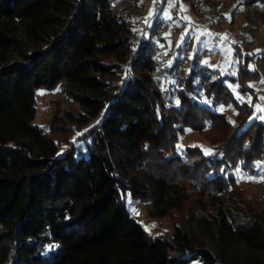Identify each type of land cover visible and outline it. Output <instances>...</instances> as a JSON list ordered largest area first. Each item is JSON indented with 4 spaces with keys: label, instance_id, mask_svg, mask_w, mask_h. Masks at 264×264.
<instances>
[{
    "label": "trees",
    "instance_id": "1",
    "mask_svg": "<svg viewBox=\"0 0 264 264\" xmlns=\"http://www.w3.org/2000/svg\"><path fill=\"white\" fill-rule=\"evenodd\" d=\"M113 1L0 0V264H264V205L240 183L264 163L252 54L233 42L237 66L221 71L194 51L169 98L132 73L108 97L127 52ZM158 24L134 60L151 72ZM62 82L83 110L56 109L46 131L36 92ZM187 128L213 153H178ZM128 195L172 229L147 231Z\"/></svg>",
    "mask_w": 264,
    "mask_h": 264
},
{
    "label": "rangeland",
    "instance_id": "2",
    "mask_svg": "<svg viewBox=\"0 0 264 264\" xmlns=\"http://www.w3.org/2000/svg\"><path fill=\"white\" fill-rule=\"evenodd\" d=\"M204 0L205 5L212 10L217 25H211L208 16L198 14L190 5L189 0H114L113 9L119 20L127 21L128 30L124 33L127 52L115 55V62L119 64L117 74L106 76L110 83L107 96L111 97L119 88L128 73L144 76L150 84L162 89L167 98L169 94L180 86L184 77L188 75V58L194 51L200 55L199 65L204 64L208 69L226 70L228 66H237V58L233 51V42L240 45L246 53L252 54L249 59L251 68H258L262 74L260 82L255 84L260 101L254 106V117L264 122V2L260 0ZM131 15V17H129ZM204 20V21H203ZM147 21V23L145 22ZM158 29L154 40L153 56L154 71L151 72L135 65V57L147 59L145 43L150 35L154 22ZM227 24V25H226ZM164 38V41L162 40ZM263 44V45H262ZM145 51V52H143ZM178 57L179 68L171 71V67ZM236 58V59H235ZM201 63V64H200ZM198 65V64H197ZM64 82L54 88L41 87L35 96L36 116L34 124L44 130L48 129L56 109L69 110L78 114L83 107L68 96L63 90ZM239 97L238 94H235ZM77 146L82 141L72 137ZM199 146L207 155L213 153L210 143L187 128L180 134L177 152L184 153L188 147ZM264 161V157L261 161ZM259 167V174H240L241 187L246 190L249 200L264 205V163ZM248 177H253L249 180ZM131 215L151 234L172 229L170 218L152 219L147 215V204L132 198H123ZM226 201L223 196L210 204L209 208L218 213ZM196 222L193 225L196 227Z\"/></svg>",
    "mask_w": 264,
    "mask_h": 264
},
{
    "label": "built area",
    "instance_id": "3",
    "mask_svg": "<svg viewBox=\"0 0 264 264\" xmlns=\"http://www.w3.org/2000/svg\"><path fill=\"white\" fill-rule=\"evenodd\" d=\"M189 3L193 7V9L196 11V13L208 16L211 20L210 23L213 27L215 28L219 27V25H217L214 15L212 14V10H210L209 7L205 5L204 0H189Z\"/></svg>",
    "mask_w": 264,
    "mask_h": 264
},
{
    "label": "snow or ice",
    "instance_id": "4",
    "mask_svg": "<svg viewBox=\"0 0 264 264\" xmlns=\"http://www.w3.org/2000/svg\"><path fill=\"white\" fill-rule=\"evenodd\" d=\"M147 23V21H145ZM230 86V85H228ZM177 104H179V100L176 101ZM208 154V153H206ZM222 158V157H221ZM221 172L223 173L224 172V169H221ZM249 180L253 179V177H248ZM262 179H264V177H262Z\"/></svg>",
    "mask_w": 264,
    "mask_h": 264
}]
</instances>
